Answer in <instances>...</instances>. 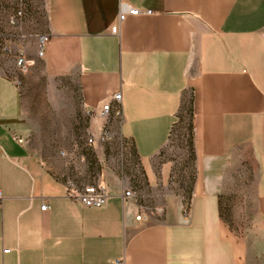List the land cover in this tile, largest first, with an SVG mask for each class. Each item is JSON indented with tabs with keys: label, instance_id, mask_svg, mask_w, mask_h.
I'll return each instance as SVG.
<instances>
[{
	"label": "crops",
	"instance_id": "obj_1",
	"mask_svg": "<svg viewBox=\"0 0 264 264\" xmlns=\"http://www.w3.org/2000/svg\"><path fill=\"white\" fill-rule=\"evenodd\" d=\"M123 3L152 14L114 35ZM44 12L41 57L40 35L16 37L40 94L21 92L0 63V264H264V0H45ZM116 94L121 115L105 120ZM26 95L41 113L87 115L95 149L103 127L129 143L160 203L124 200L116 185L98 209L67 196L29 139ZM185 106L196 158L187 197L170 165L152 170ZM247 163L252 197L231 229L221 201ZM139 206L147 220L135 221Z\"/></svg>",
	"mask_w": 264,
	"mask_h": 264
},
{
	"label": "rangeland",
	"instance_id": "obj_2",
	"mask_svg": "<svg viewBox=\"0 0 264 264\" xmlns=\"http://www.w3.org/2000/svg\"><path fill=\"white\" fill-rule=\"evenodd\" d=\"M26 1V19L22 25L10 27L8 18L15 10V2L0 0V63L7 78L21 92L34 91L38 95L45 84L43 79L36 78L35 65L24 75L15 66V58L20 51H16V37L28 39L32 35L44 34L46 26L45 0ZM26 96L27 111L37 126L29 139L38 153L37 158L56 180L64 183L70 181L76 187L103 181L108 187L116 185L132 190L145 207L154 208L160 203L163 192L150 190L145 167L137 160L132 147H123L116 138L109 141L100 138L95 149L94 143H88L87 115L76 113L68 118L41 113ZM188 109L186 106L183 108L167 145L152 164V170L156 173L162 165H170L176 181L173 190L185 196L190 193L196 176L193 130ZM238 174L240 178L233 181L221 201V216L231 229L236 228L244 217L245 204L252 197V165L243 164Z\"/></svg>",
	"mask_w": 264,
	"mask_h": 264
},
{
	"label": "built area",
	"instance_id": "obj_3",
	"mask_svg": "<svg viewBox=\"0 0 264 264\" xmlns=\"http://www.w3.org/2000/svg\"><path fill=\"white\" fill-rule=\"evenodd\" d=\"M15 10L8 18V25L10 27H17L22 25L26 19L27 13V1L26 0H14ZM152 13L150 11L141 12L136 8H131L127 4H121L119 7V12L117 16V24L113 26L110 30L111 34H117L119 30V25L125 22L128 17H136L140 15L150 16ZM49 43V37L47 35H40L37 37V47L38 56H42L46 46ZM15 66L19 73L22 75L27 74L29 70L34 66V61L29 59L24 50H20L15 58ZM120 95L116 94L113 98L102 106L101 116L105 120L110 117L111 114L115 116H120L121 112L119 110ZM113 138V134L110 133L105 127L101 134V139L104 141H109ZM89 144H93V139H88ZM125 145V146H124ZM123 147H131L129 143L123 142ZM66 193L71 199L79 203L85 208L98 209L102 208L106 201L110 197V190L108 186L103 181H98L96 183L85 185L81 187H76L72 182L66 183ZM122 198L124 200H134L135 192L127 189L123 192ZM2 196L0 194V203ZM47 210V205L44 204L41 207V211ZM149 214L144 207L139 206V213L135 217V221L139 222L142 220H147ZM7 252V251H6Z\"/></svg>",
	"mask_w": 264,
	"mask_h": 264
},
{
	"label": "trees",
	"instance_id": "obj_4",
	"mask_svg": "<svg viewBox=\"0 0 264 264\" xmlns=\"http://www.w3.org/2000/svg\"><path fill=\"white\" fill-rule=\"evenodd\" d=\"M189 115H190V111H189ZM190 120H191V116H190ZM188 195H189V194H188ZM188 195H187V196H188ZM187 196H186V197H187Z\"/></svg>",
	"mask_w": 264,
	"mask_h": 264
}]
</instances>
